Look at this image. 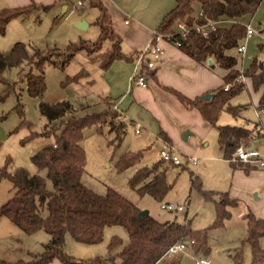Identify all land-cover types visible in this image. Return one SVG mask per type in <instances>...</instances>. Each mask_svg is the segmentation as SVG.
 <instances>
[{
    "label": "trees",
    "instance_id": "16d2710c",
    "mask_svg": "<svg viewBox=\"0 0 264 264\" xmlns=\"http://www.w3.org/2000/svg\"><path fill=\"white\" fill-rule=\"evenodd\" d=\"M176 6L168 12L157 28L165 34L174 33L167 40L175 43L181 42L178 47L186 54L199 62H206L214 57L219 65L229 69L224 76L223 84L213 90L211 99L202 96L189 97L181 91L166 86L174 93L181 103L188 109H198L211 126L216 127L223 157L230 159L241 141L250 138L255 131L259 133L264 128L261 120L254 122L252 128L219 124L223 111H229L235 117L239 116L241 108L232 105V98L246 85L238 80L241 70L237 68L238 57L231 54L232 48H237L246 37L244 19L251 18L258 10L263 0H176ZM200 4L201 13L195 15L194 3ZM97 6L100 15L97 24L100 27V36L92 45L71 43L67 51L59 48L41 50L34 48L30 52L24 42H16L8 52L0 50V83H5L4 94L16 89V83L10 82L4 71L8 67L20 66L27 61L28 68H22L20 79L26 80L29 93L39 97V110L49 121L61 120L63 127L51 129L48 124L43 133L55 131V141L51 145L39 148L32 156V162L39 169L32 173L24 167L8 169L11 160L0 167V179L7 178L11 181L14 192L5 203L0 206V217H8L14 224L26 233H35L45 230L50 234V240L44 244L41 253H32L29 260L0 261V264H48L55 258L62 264L80 263L75 256L65 251L66 237L71 235L77 242L97 244L104 239L105 230L109 226L122 225L129 234V240L124 243L123 238L114 235L109 244L110 264H156L161 260L168 248L181 239H194L191 245L195 254L207 255L211 251L210 230L221 228L231 216V207L238 205V198L232 197L229 191H214L204 189L198 175L192 179L193 187L203 193L206 199L215 204L216 217L209 228L194 230L189 224H182L176 220L161 221L150 213L140 216L142 210L137 204L129 200L114 188H108L105 194H100L85 185L82 176L86 167V151L82 145L84 129L96 126L103 133L108 125L110 131L116 133V138L121 141L125 134L126 121L122 118L115 122L106 111L87 112L76 116V108L69 100L50 102L43 99L47 88L46 76L43 71L46 63L64 66L74 56L77 49L86 48L94 52L101 48L106 38L113 40V52L108 63L115 59L126 58L128 55L121 51V38L114 31L112 19L107 7L101 0H91ZM48 6L38 5L32 1L28 5L1 8L0 32L5 33L7 24L11 19L30 16L32 11L46 9ZM235 19V22L222 23L207 36L191 30L186 36L177 32L179 22H186L189 26L204 23L208 20ZM263 48V46H261ZM56 52V58H53ZM136 60V57L134 58ZM38 70V72H35ZM84 70L74 75H68L65 82H79L85 74ZM246 77L252 81L255 90L263 86V91L258 110L264 111V62L254 58L247 69ZM233 82V83H232ZM232 86L224 89V84ZM0 93V101L4 99ZM105 101L110 104L109 98ZM19 111L23 113L22 106ZM22 123H25L23 121ZM32 134H35L33 131ZM165 134L162 132L161 136ZM142 153H125L118 161V168L123 170L141 161ZM161 159L150 166H141L130 178V185L143 195L151 194L161 200L169 192L172 184L167 180V165ZM234 168L245 165V171L256 168L242 161H232ZM47 170V177L40 170ZM47 178L52 181L53 188H48ZM47 215H42L43 210ZM247 220V236L243 243H249L252 248V264H264V247L261 239L264 237V218L258 217L252 210L245 214ZM119 249L114 255L113 250ZM237 262L243 258V248H239L234 255ZM167 264H179L176 260Z\"/></svg>",
    "mask_w": 264,
    "mask_h": 264
},
{
    "label": "rangeland",
    "instance_id": "374dc122",
    "mask_svg": "<svg viewBox=\"0 0 264 264\" xmlns=\"http://www.w3.org/2000/svg\"><path fill=\"white\" fill-rule=\"evenodd\" d=\"M32 1L48 7L32 11L30 16L25 19L21 17L11 19L7 24L6 32H0V50L2 52H8L18 41L24 42L30 52H33L34 48L41 50L59 48L62 51H67L72 42L78 43L85 40L94 42L98 38L100 27L94 21L99 14V8L91 6L89 0H84V5L78 4L80 0ZM32 1L0 0V9L24 6ZM66 4L70 6V9L66 14H63ZM194 8L196 16L201 13L198 2L194 3ZM245 19L246 23H249L250 18L246 17ZM252 19V24L259 27L260 30L250 40H246V38L243 40L247 44L246 51L238 53L237 48L230 50L231 54L237 55L238 65L243 66V69L248 68L254 58L264 61V0ZM82 21L90 23V27H78L77 23ZM177 30H179L178 26ZM106 40L99 51L91 54L84 53L89 59H85L78 51L64 66L46 63L43 71L46 76L47 88L43 99L50 102L69 100L76 108L74 112L76 116L87 112L106 111L110 118L119 122L121 119L117 117L115 109L108 102H102L95 89L90 87L88 89L83 77L79 79V82H65L68 75L77 74L85 65H89L91 69L93 61H102V58L108 57L111 52V42ZM56 54L54 52L53 58H56ZM22 68H28L27 61L20 66L8 67L4 71V76L10 82L16 83L15 90L4 94L5 83H0V93H3L4 96V99L0 101V167L11 160L8 169L24 167L30 172L36 173L39 169L32 162L31 156L39 148L51 145L55 141V131L43 133L45 126L48 124L51 129L57 130L61 129L63 125L61 120L49 121L41 114L38 106L40 98L31 95L27 89L26 80L20 79ZM86 87L87 92L80 93L85 91ZM257 98L258 94L248 83V86H245L231 100L232 105L244 107L242 118L235 117L229 111H223L220 116V124L239 126L238 123L257 122L263 119L264 111L261 115L257 114V108L254 107L255 104L257 105ZM19 106H22L23 113L19 111ZM23 121L25 123H22ZM135 130L132 122L128 121L124 137L118 141L116 133L110 131L108 125L104 128L103 133L96 126L84 129L82 145L86 151V167L82 176L83 183L100 194H105L108 188H114L141 209L149 210V213L155 218L161 221L176 220L182 224L187 223L197 230L211 227L216 217L214 202L206 199L203 193L192 185L194 175H198L204 189L229 191L232 197L239 200V205L232 207L231 216L225 221L223 227L209 229L211 251L206 257L210 260V264H252V248L249 243L242 242L247 236L245 213L249 207L255 213L254 206L264 218V195L261 197L257 190L250 192L245 185L235 184L238 169L232 167L230 159L227 160L223 157L216 130L210 128L206 135L191 134L186 140L181 137L176 145L172 144L179 154L182 164L163 162L168 166L166 175L172 187L161 200L154 198L149 193L141 195L130 185V178L141 166L151 167L162 159L160 151L164 143L156 134H145L144 130L138 134ZM33 131L35 134H32ZM204 142H208V145L205 146ZM260 142V144H264V137ZM125 153H142L141 161L120 170L117 164ZM219 156L222 157L219 158ZM192 158H197L198 164L194 163ZM40 173L47 177L46 169L40 170ZM47 185L48 188H53L49 178H47ZM13 192L11 181L7 178L0 179V206L8 200ZM256 193L260 197L259 199L255 198ZM162 202L182 204L185 206V210L163 209ZM42 215H47L46 209L43 210ZM46 232L39 230L35 233H26L8 217H0V261L13 262L19 259H32L34 257L32 253L43 251V242L47 241ZM114 235L122 237L124 243L129 240V234L125 227L113 225L106 228L104 239L98 244L91 245L93 247L83 245L70 237L66 248L76 253L73 255L77 258L84 259L86 263L95 261L97 255L104 257L107 262L109 261L107 259L108 244ZM261 245L264 247V237L261 240ZM239 248H243V258L240 263L234 258ZM118 250H113L112 254L114 255ZM187 251L188 253L183 256L181 264H196L195 255L205 256L195 254L191 247H188ZM164 263L162 261L160 264Z\"/></svg>",
    "mask_w": 264,
    "mask_h": 264
},
{
    "label": "crops",
    "instance_id": "0c3cea01",
    "mask_svg": "<svg viewBox=\"0 0 264 264\" xmlns=\"http://www.w3.org/2000/svg\"><path fill=\"white\" fill-rule=\"evenodd\" d=\"M101 1L108 9V13L110 14L112 19V26L114 31L121 38V51L124 54L128 55L129 59L119 58L113 60L111 63H108L109 57L113 52V40H111L110 38H106L111 42V46L109 45L111 52L109 53L108 57L102 58V61H93L91 63L93 64L91 66V69L89 65H85V67L81 69V71L84 70L86 72L82 77L86 81V86L88 87V89L89 87L95 89L99 96V99L102 102L105 101V98H109V100L111 101L110 104L113 108L116 105L119 110L124 112L123 118L125 119L126 123L128 121L132 122L135 128H137V126L140 124V132H136L138 134H141L144 130L145 134H156V136L161 138L162 140H168L175 145L181 137L186 140L191 134L206 135L208 134L210 128H214L216 130L218 137L217 128L211 126L208 122H206L198 109L186 108L178 99V97L166 87H173L192 98L196 96H202L205 93H213V90L221 85L222 82H224L223 78L229 72V69H226L219 65L214 57L209 58L212 59V64L208 62L209 59L206 62L196 61L194 58L180 49L176 44L165 39L161 42V46L164 50L163 55L161 56V58L155 60V67L150 70L148 85H135L132 84L131 81L132 75L137 68V63L134 58L142 48L150 43L154 30L159 27L168 12H170L176 6L177 1ZM89 4L93 6L91 4V0H89ZM79 5H84V3ZM69 9L70 6L66 4L63 8V14H66ZM99 15L100 10L96 20L94 21L96 24ZM254 15L252 16V18L254 17ZM252 18L249 19V22L251 24L253 20ZM127 19H129V22H126ZM235 21V19H229L221 22L220 24ZM244 21L247 22L246 19H244ZM90 25V23H87L86 28L90 27ZM253 26L257 31L260 30L256 25ZM99 36L100 32L98 34V38ZM253 37L254 34L249 38H246V40H250ZM98 38L94 42H96ZM94 42L85 40L78 43L79 45H92ZM241 44H245L247 49L246 43L242 41ZM78 51H80L81 55L85 59H89L88 56H86V54L84 53H95L99 51V49L90 53L86 48H81L77 49L75 54ZM238 53L240 52L238 51ZM236 67L240 70H245L243 69V66L240 67L238 64ZM248 83H250L253 88L251 79L246 77L245 85L248 86ZM87 87L84 89L85 91L80 93L84 94L85 92H87ZM254 91L258 94V105L262 95L263 86L258 90L254 89ZM257 105L255 104L254 107L257 108ZM238 107L241 108L238 117L242 118V110L244 109V107ZM259 117L261 118V116ZM261 122L264 126V118L261 119ZM218 123L220 124V118ZM238 124L239 126L252 128L254 122ZM162 132L165 134L164 136H161ZM187 132L188 134L185 135ZM262 137H264V128L260 133L258 131H255L254 135L243 141L248 147L251 148V146H254L255 148H257L260 151L261 156L264 158V144H260ZM204 145H208V142H204ZM204 157L211 158L209 156ZM221 157L222 156H219V158ZM251 165L253 166V164ZM244 166L245 165L237 168H234L232 166L234 169H238L235 184L245 185L250 192L257 190L258 194L262 197L264 195V168L257 166L256 168L250 169L249 171H245ZM237 185L235 186L237 187ZM255 196L256 199L260 198L257 196V193L255 194ZM253 208L255 214L257 216L259 215L258 217H261L262 214L258 211V209H256L254 206ZM231 209L232 207L230 208V210ZM249 210L252 209L249 207L247 212ZM46 233L47 241L43 242V248L44 244L47 243L51 237L48 232ZM70 237L72 236L67 235L66 237L67 244L70 241ZM67 244H65V251L71 255L76 254L72 250H67ZM82 244L90 247H93L91 245H95L85 243ZM78 249H80V246H78ZM187 253V250L186 252L180 253L176 261L181 264L183 256H185V254ZM195 256L199 257L198 255ZM77 259L81 262L74 264H110L111 262L109 256L107 258L109 261L106 262L105 258L101 255H97L95 257V261L91 260V263H86V261L82 258ZM162 261L163 260H159L156 264H160L162 263ZM48 264H62V262L60 259L55 258ZM164 264L167 263L165 262Z\"/></svg>",
    "mask_w": 264,
    "mask_h": 264
},
{
    "label": "built area",
    "instance_id": "2783aa9c",
    "mask_svg": "<svg viewBox=\"0 0 264 264\" xmlns=\"http://www.w3.org/2000/svg\"><path fill=\"white\" fill-rule=\"evenodd\" d=\"M83 3L84 0L79 1V4H83ZM223 21L225 20L224 19L208 20L207 22L198 23L193 26H189L186 22H179L177 25L179 27V30H177V32L183 36H186L188 32H190L191 30H195L201 33L202 35L207 36L210 33V31L215 30L217 26ZM126 22H129V19H127ZM245 26H246L245 38H249L256 32H258L250 22L246 23ZM173 35L174 33L165 34L157 29L154 30L150 43L144 48H142L136 56L137 68L131 78L132 84L140 85V86L148 85L150 70L155 67V60L161 58L164 52L161 46V42ZM174 44L179 46L181 45V42L177 40ZM237 49L240 53H244L246 50V45L240 44L237 47ZM238 80L243 83L246 82V76L243 70H241V73L238 76ZM230 87H231V83H227L224 85L225 90H228ZM114 109L117 111V117L122 119L124 117V112L119 110L116 107V105L114 106ZM262 112L263 111L261 110L258 111L260 115ZM136 132H140V124L136 128ZM163 142H164L163 148L160 151L162 159L166 162H170L175 165L182 164L181 158L177 153V151L175 150L172 143L165 139L163 140ZM191 160L196 164H198L199 162L197 158H192ZM231 160L242 161L245 163L257 165L259 167L264 168V158L261 156L260 151L255 147L248 148V146L242 141L237 146L236 150L233 152ZM161 207L169 211L185 210L184 205L176 204L173 202H162ZM193 242H194L193 238L181 239L177 241L168 248V250L162 256L161 260L165 262L176 260L180 253L186 252L187 248L191 247ZM196 264H210V260L206 256H199L196 257Z\"/></svg>",
    "mask_w": 264,
    "mask_h": 264
},
{
    "label": "water",
    "instance_id": "95a60500",
    "mask_svg": "<svg viewBox=\"0 0 264 264\" xmlns=\"http://www.w3.org/2000/svg\"><path fill=\"white\" fill-rule=\"evenodd\" d=\"M77 26L80 27V28H86L87 26V22L86 21H82V22H79L77 23ZM210 64H212V59H209L208 61ZM214 96V93L210 92V93H205L202 95V98L203 99H211L212 97ZM188 132L185 134L187 135ZM254 147V146H251V148ZM149 214V210L147 209H142L139 213L140 216H144V215H147Z\"/></svg>",
    "mask_w": 264,
    "mask_h": 264
}]
</instances>
